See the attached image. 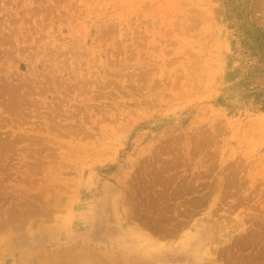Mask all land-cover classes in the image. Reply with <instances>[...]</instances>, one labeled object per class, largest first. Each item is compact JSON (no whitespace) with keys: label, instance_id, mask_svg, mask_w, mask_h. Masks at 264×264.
Wrapping results in <instances>:
<instances>
[{"label":"rangeland","instance_id":"1","mask_svg":"<svg viewBox=\"0 0 264 264\" xmlns=\"http://www.w3.org/2000/svg\"><path fill=\"white\" fill-rule=\"evenodd\" d=\"M0 264H264V0H0Z\"/></svg>","mask_w":264,"mask_h":264}]
</instances>
